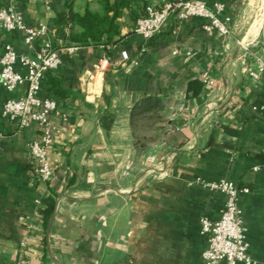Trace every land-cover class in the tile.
I'll use <instances>...</instances> for the list:
<instances>
[{
    "label": "crops",
    "instance_id": "crops-1",
    "mask_svg": "<svg viewBox=\"0 0 264 264\" xmlns=\"http://www.w3.org/2000/svg\"><path fill=\"white\" fill-rule=\"evenodd\" d=\"M46 1L0 0V10L12 5L27 25L47 24L58 49L75 47L69 37L81 32L61 23V14H104L100 0H49L51 10ZM123 1L112 42L79 46L42 83V95L62 114L50 116V183L34 185L28 145L38 127L20 131L2 117L6 100L26 87L0 89V264L22 257L27 264H203L200 219L218 220L225 196L199 180L250 190L240 197L243 225L255 264H264V73L252 77L244 65L255 72L264 62V22L258 34L250 35L253 26L244 32L248 50L238 43L256 0H203L226 5L227 51V41L207 34L200 19L174 15L145 41L136 20L146 7L173 0ZM7 44L34 54L21 32L1 30L0 55ZM103 58L111 68L99 74ZM205 72L216 82L210 96ZM54 81L63 95L51 89Z\"/></svg>",
    "mask_w": 264,
    "mask_h": 264
},
{
    "label": "built area",
    "instance_id": "built-area-1",
    "mask_svg": "<svg viewBox=\"0 0 264 264\" xmlns=\"http://www.w3.org/2000/svg\"><path fill=\"white\" fill-rule=\"evenodd\" d=\"M46 7L51 10V2L46 1ZM226 5L216 2L208 5L203 0L164 1L160 9L148 6L145 12L136 20L135 32L145 41L159 35L168 19L174 15L180 21L191 18L200 19L203 30L209 35H216L227 41L225 50L230 48L232 38V19L225 15ZM21 32L24 44L34 52L33 55L19 54L12 45L4 47L0 55V89L14 94L20 87L25 86V92L18 97L11 96L6 100L2 109V117L15 123L18 130L23 131L36 125L39 137L28 145L30 160L34 170V185L40 186L52 181L54 170L50 162V147L53 144L52 125L50 116H62L56 101L42 95V83L47 73L56 71L62 65V54L73 55L78 47L64 49L56 48L49 38L50 29L45 23L29 26L22 15L8 6L0 10V31ZM39 46L36 47V43ZM248 50V46L238 42ZM123 63L130 61L126 51L121 52ZM246 71L252 77L258 78L264 73V62L259 61L257 71L251 72L244 62ZM111 68V62L103 58L95 68V72L104 74ZM201 82L208 96L214 90L215 80L210 72L201 75ZM264 148V141H263ZM199 182L209 190L225 196V204L218 220L212 221L207 217L200 219L201 235L206 239V249L203 252V264H255L250 254V244L243 225L240 197L250 192L229 180L218 182ZM44 209L43 202L35 201V210L40 213ZM25 247L26 243L22 242ZM18 264H27L22 257Z\"/></svg>",
    "mask_w": 264,
    "mask_h": 264
},
{
    "label": "trees",
    "instance_id": "trees-1",
    "mask_svg": "<svg viewBox=\"0 0 264 264\" xmlns=\"http://www.w3.org/2000/svg\"><path fill=\"white\" fill-rule=\"evenodd\" d=\"M100 2L104 5L103 15L94 14L90 11H87L84 15L75 14L71 11L68 14L63 13L60 15L59 19L61 23H71L73 26L81 28V32L71 33L69 37L70 44H74L75 47L106 46L112 42L115 35L119 34L115 21L121 15L120 10L123 8L125 2L118 0L113 5L110 4V0H100ZM111 13H113L112 16L110 15ZM66 55L68 54H62V63ZM55 83V81L52 82L51 89L56 95H63L61 90L57 88L58 86L55 87ZM262 162L264 163V160ZM51 212L52 207L48 209L46 215H50Z\"/></svg>",
    "mask_w": 264,
    "mask_h": 264
},
{
    "label": "rangeland",
    "instance_id": "rangeland-1",
    "mask_svg": "<svg viewBox=\"0 0 264 264\" xmlns=\"http://www.w3.org/2000/svg\"><path fill=\"white\" fill-rule=\"evenodd\" d=\"M258 0H256L254 2V6L255 8L253 9V12L250 14V16L248 18H246L244 20V26L240 27L241 28V32L238 33V37H239V42L243 43L242 41V38H243V34L244 32H247V30H249V28L252 26V24L254 23L255 21V17H256V14H257V10H258ZM263 35H264V30H263ZM244 45H246V43H243Z\"/></svg>",
    "mask_w": 264,
    "mask_h": 264
},
{
    "label": "bare ground",
    "instance_id": "bare-ground-1",
    "mask_svg": "<svg viewBox=\"0 0 264 264\" xmlns=\"http://www.w3.org/2000/svg\"><path fill=\"white\" fill-rule=\"evenodd\" d=\"M263 22H264V0H260V10L258 12L256 21L252 25L253 27L251 28L250 35L251 34H253V35L258 34L259 30L263 26ZM247 40H248V38L245 41H247Z\"/></svg>",
    "mask_w": 264,
    "mask_h": 264
}]
</instances>
